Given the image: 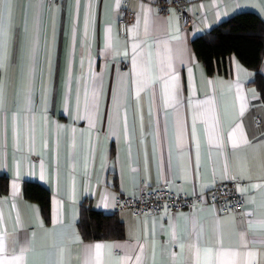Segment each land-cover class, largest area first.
<instances>
[{
    "label": "crops",
    "instance_id": "obj_1",
    "mask_svg": "<svg viewBox=\"0 0 264 264\" xmlns=\"http://www.w3.org/2000/svg\"><path fill=\"white\" fill-rule=\"evenodd\" d=\"M157 1L0 7V264H264V101L234 54L226 74L209 75L191 45L240 10L264 21V0H186L187 26ZM121 7L134 11L124 35ZM230 178L237 211L115 206L141 186L203 195ZM27 180L49 191L48 221L23 196ZM86 204L115 212L122 236L83 239Z\"/></svg>",
    "mask_w": 264,
    "mask_h": 264
},
{
    "label": "trees",
    "instance_id": "obj_2",
    "mask_svg": "<svg viewBox=\"0 0 264 264\" xmlns=\"http://www.w3.org/2000/svg\"><path fill=\"white\" fill-rule=\"evenodd\" d=\"M194 56L200 60L207 74H226L228 56L234 54L253 71L252 81L264 101V77L258 70L264 52V21L254 11L240 10L221 20L207 31L191 39ZM6 176H0V190L5 191ZM22 194L35 200L44 221L49 220L50 193L44 186L24 181ZM77 226L83 239L117 238L123 234V225L115 212H104L81 205Z\"/></svg>",
    "mask_w": 264,
    "mask_h": 264
},
{
    "label": "built area",
    "instance_id": "obj_3",
    "mask_svg": "<svg viewBox=\"0 0 264 264\" xmlns=\"http://www.w3.org/2000/svg\"><path fill=\"white\" fill-rule=\"evenodd\" d=\"M160 10L175 8L179 13L186 12V0H158ZM134 17V11L121 7L117 16V27L120 34H126L129 23ZM190 23L189 17L183 20V26ZM237 181L233 178L215 182L204 194L193 192L191 194L179 193L169 190L166 183H160L156 187L147 188L141 186L134 195L117 194L115 206L118 210H130L135 215L152 214L161 209L190 208L199 205L205 200L213 204L221 212L240 210L243 206V198L236 190Z\"/></svg>",
    "mask_w": 264,
    "mask_h": 264
},
{
    "label": "snow or ice",
    "instance_id": "obj_4",
    "mask_svg": "<svg viewBox=\"0 0 264 264\" xmlns=\"http://www.w3.org/2000/svg\"><path fill=\"white\" fill-rule=\"evenodd\" d=\"M11 4H12V0H0V7L4 6V5H8L9 6V9L11 7ZM3 64V61L0 60V66H2ZM4 101H5V96H4V85L2 82H0V108H3V105H4ZM243 143L247 144L248 141L246 139V137L243 139L242 141ZM239 143L238 141L234 140L233 141V147H238L239 146ZM234 178V177H233ZM241 192H243L244 190L243 189H239ZM261 227H264V222L261 223ZM97 249L100 247V245H96L95 246ZM139 259V257L137 258Z\"/></svg>",
    "mask_w": 264,
    "mask_h": 264
},
{
    "label": "water",
    "instance_id": "obj_5",
    "mask_svg": "<svg viewBox=\"0 0 264 264\" xmlns=\"http://www.w3.org/2000/svg\"><path fill=\"white\" fill-rule=\"evenodd\" d=\"M182 15H183V19L187 18V13L186 12H184Z\"/></svg>",
    "mask_w": 264,
    "mask_h": 264
}]
</instances>
